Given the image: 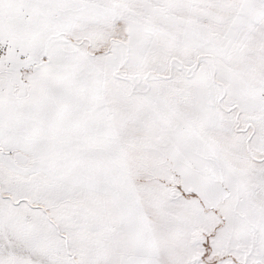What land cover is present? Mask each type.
I'll return each mask as SVG.
<instances>
[{"label": "snow or ice", "instance_id": "6c2138e0", "mask_svg": "<svg viewBox=\"0 0 264 264\" xmlns=\"http://www.w3.org/2000/svg\"><path fill=\"white\" fill-rule=\"evenodd\" d=\"M0 264H264V0H0Z\"/></svg>", "mask_w": 264, "mask_h": 264}]
</instances>
